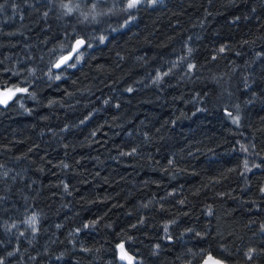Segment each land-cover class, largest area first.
<instances>
[{"label": "trees", "instance_id": "16d2710c", "mask_svg": "<svg viewBox=\"0 0 264 264\" xmlns=\"http://www.w3.org/2000/svg\"><path fill=\"white\" fill-rule=\"evenodd\" d=\"M127 5L0 0V264H264V0Z\"/></svg>", "mask_w": 264, "mask_h": 264}, {"label": "snow or ice", "instance_id": "6c2138e0", "mask_svg": "<svg viewBox=\"0 0 264 264\" xmlns=\"http://www.w3.org/2000/svg\"><path fill=\"white\" fill-rule=\"evenodd\" d=\"M141 2V0H128V5L127 8L128 9H132L135 8L137 6V4H139ZM84 43L83 40H78L76 42V48L73 49V52L78 51L79 47ZM221 51H223V49H221ZM71 55L69 56H65L63 57L59 63H57L55 65V67L59 68L62 65H65L68 63V61L71 59ZM74 66V65H73ZM57 79H59V77H57ZM129 91H131V89H129ZM9 99L11 98L10 96L8 97ZM3 103H7V100H4ZM246 151V149H245ZM120 250H121V259L122 260H127V264H133V257L129 256L127 254V252L124 250V246L121 244L120 246ZM204 264H221V262L219 260H216L211 254L208 255L207 259L204 261Z\"/></svg>", "mask_w": 264, "mask_h": 264}, {"label": "water", "instance_id": "95a60500", "mask_svg": "<svg viewBox=\"0 0 264 264\" xmlns=\"http://www.w3.org/2000/svg\"><path fill=\"white\" fill-rule=\"evenodd\" d=\"M78 40H83L82 38H76L75 40H73V42H72V44H71V46H70V49L67 51V52H65V53H63L62 55H60L54 62H53V64H52V66H51V69H52V71L53 72H58L59 70H61L62 68H64V67H66L67 65H69V64H71L72 63V61L74 60V58L77 56V54H79L81 51H82V49L85 47V41H84V43L79 47V49H78V51H76V52H73V49L74 48H76V42L78 41ZM69 55H71V59L68 61V63L67 64H65V65H62L61 67H59V68H57V67H55V65L57 64V63H59V61L63 58V57H65V56H69ZM4 100H7V97H6V95H5V93L3 92V91H0V105H4L5 103H3V101ZM121 255H122V253H121V250H120V247H119V260L120 261H122V262H126L127 263V260H122L120 257H121ZM207 257L208 256H206L199 264H204V261L207 259ZM215 258V257H214ZM216 260H219L218 258H215ZM220 262H221V264H225L224 262H222L221 260H219Z\"/></svg>", "mask_w": 264, "mask_h": 264}, {"label": "rangeland", "instance_id": "374dc122", "mask_svg": "<svg viewBox=\"0 0 264 264\" xmlns=\"http://www.w3.org/2000/svg\"><path fill=\"white\" fill-rule=\"evenodd\" d=\"M142 1V0H141ZM138 5V4H137Z\"/></svg>", "mask_w": 264, "mask_h": 264}]
</instances>
